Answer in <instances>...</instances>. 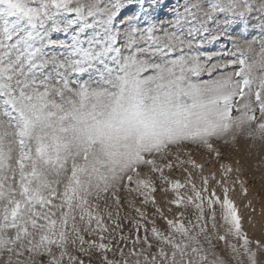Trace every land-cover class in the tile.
Masks as SVG:
<instances>
[{
	"label": "rangeland",
	"instance_id": "obj_1",
	"mask_svg": "<svg viewBox=\"0 0 264 264\" xmlns=\"http://www.w3.org/2000/svg\"><path fill=\"white\" fill-rule=\"evenodd\" d=\"M0 264H264V0H0Z\"/></svg>",
	"mask_w": 264,
	"mask_h": 264
}]
</instances>
